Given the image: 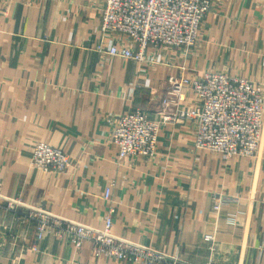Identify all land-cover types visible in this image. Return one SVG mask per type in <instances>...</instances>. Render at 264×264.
I'll use <instances>...</instances> for the list:
<instances>
[{
  "label": "crops",
  "instance_id": "obj_1",
  "mask_svg": "<svg viewBox=\"0 0 264 264\" xmlns=\"http://www.w3.org/2000/svg\"><path fill=\"white\" fill-rule=\"evenodd\" d=\"M104 1L0 0V264H136L36 239L35 211L102 227L110 183L114 233L165 255L151 264H264V122L253 158L196 150L190 119L163 125L152 159H119L110 142L121 113L174 111L170 76L220 71L264 89V0H211L188 54L151 48L141 64L98 50L127 40L102 35ZM198 104L188 89L178 107ZM38 140L65 149L66 173L31 166ZM220 192L238 201L216 211Z\"/></svg>",
  "mask_w": 264,
  "mask_h": 264
},
{
  "label": "built area",
  "instance_id": "obj_2",
  "mask_svg": "<svg viewBox=\"0 0 264 264\" xmlns=\"http://www.w3.org/2000/svg\"><path fill=\"white\" fill-rule=\"evenodd\" d=\"M210 9L211 0H105L101 14L102 35L119 33L127 40L109 45L101 43L98 50L139 64L154 62L148 54L151 48H176L188 54L198 40L200 26ZM181 68L185 70L184 66ZM168 83L169 89L162 101L174 105L173 113L162 112L159 118H151L137 107L116 117L110 142L116 147L119 159L127 156L155 158L163 125L182 119L195 121L192 144L198 151L216 154L222 161L257 155L264 122V89L260 84L220 71L182 73L170 76ZM188 89L199 104L179 108ZM31 166L44 173H58L56 171L66 172L71 163L64 148L38 140L34 143ZM112 185H106L103 191V198L109 204L102 227L35 211L30 218L35 221L36 239L41 240L46 233H51L68 239L77 249L89 242L96 258L106 256L136 264L163 260V253L114 233L115 208L110 204ZM212 198L216 211L238 201L236 196L222 192ZM206 238L214 240L213 235ZM37 248L33 246L34 250Z\"/></svg>",
  "mask_w": 264,
  "mask_h": 264
},
{
  "label": "rangeland",
  "instance_id": "obj_3",
  "mask_svg": "<svg viewBox=\"0 0 264 264\" xmlns=\"http://www.w3.org/2000/svg\"><path fill=\"white\" fill-rule=\"evenodd\" d=\"M104 6H105V1H104ZM104 6H103V8H104ZM102 11H103V9H102ZM210 12V11H209ZM207 17V16H206ZM205 20V19H204ZM203 23V22H202ZM201 27V26H200ZM200 31V30H199ZM170 49V48H169ZM172 49V48H171ZM259 84V83H258ZM135 108H137V107H135ZM140 108V107H139ZM174 111H175V109H174ZM173 111V112H174ZM173 112H167V113H173ZM47 143V142H46ZM113 145V144H112ZM52 146V145H51ZM114 146V145H113ZM34 147V146H33ZM55 147V146H54ZM116 148V147H115ZM117 150V149H116ZM68 155V154H67ZM68 157H69V155H68ZM144 158H146V157H144ZM32 159V158H31ZM69 159H70V157H69ZM146 159H149V158H146ZM151 159V158H150ZM70 163H71V160H70ZM31 164V163H30ZM68 171V170H67ZM66 171V172H67ZM56 172H58V173H66L65 171L64 172H61V171H56ZM11 205V204H10ZM33 223H34V227H36V225H35V221H32ZM113 231H114V228H113Z\"/></svg>",
  "mask_w": 264,
  "mask_h": 264
},
{
  "label": "bare ground",
  "instance_id": "obj_4",
  "mask_svg": "<svg viewBox=\"0 0 264 264\" xmlns=\"http://www.w3.org/2000/svg\"><path fill=\"white\" fill-rule=\"evenodd\" d=\"M148 112V111H147Z\"/></svg>",
  "mask_w": 264,
  "mask_h": 264
}]
</instances>
